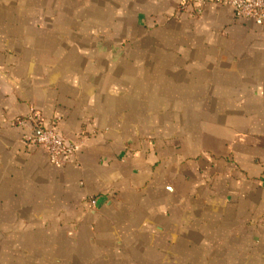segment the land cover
I'll return each mask as SVG.
<instances>
[{
	"label": "crops",
	"instance_id": "0c3cea01",
	"mask_svg": "<svg viewBox=\"0 0 264 264\" xmlns=\"http://www.w3.org/2000/svg\"><path fill=\"white\" fill-rule=\"evenodd\" d=\"M32 111L74 162L31 145ZM0 264H264V27L0 0Z\"/></svg>",
	"mask_w": 264,
	"mask_h": 264
},
{
	"label": "built area",
	"instance_id": "2783aa9c",
	"mask_svg": "<svg viewBox=\"0 0 264 264\" xmlns=\"http://www.w3.org/2000/svg\"><path fill=\"white\" fill-rule=\"evenodd\" d=\"M208 4L227 6L236 18L251 19L257 26L264 27V0H181V9L200 16ZM27 120L36 131L30 139L31 145L43 150L52 165L62 167L75 161L81 151L80 144L61 138L55 128H45V119L37 111H32ZM23 122L19 123L23 125Z\"/></svg>",
	"mask_w": 264,
	"mask_h": 264
}]
</instances>
